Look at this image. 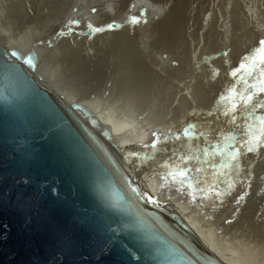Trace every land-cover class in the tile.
<instances>
[{
  "label": "bare ground",
  "instance_id": "obj_1",
  "mask_svg": "<svg viewBox=\"0 0 264 264\" xmlns=\"http://www.w3.org/2000/svg\"><path fill=\"white\" fill-rule=\"evenodd\" d=\"M207 2L162 0L157 8L164 17L157 24L123 28L130 0H0V43L35 54L38 82L94 113L100 131L110 134L102 138L136 178L138 191L180 215L222 261L264 264V182L255 179L261 170L240 178V170L225 172L233 169L234 157L222 158L225 167L212 170L226 183L214 190L212 178L178 161H186V147L199 140L205 149L228 147L218 137L226 129L222 121L239 112H230L228 103L241 98L237 109L241 104L247 112L264 89V41L255 50L263 37L264 0H215L214 13ZM90 27L94 35L87 33ZM259 70L251 93L231 96L225 112L217 107L225 93L237 92ZM144 114L156 119L146 121ZM240 115L231 119L240 123ZM212 116L216 122L204 129ZM251 215L254 220L247 221ZM242 234L249 236L245 242Z\"/></svg>",
  "mask_w": 264,
  "mask_h": 264
},
{
  "label": "water",
  "instance_id": "obj_2",
  "mask_svg": "<svg viewBox=\"0 0 264 264\" xmlns=\"http://www.w3.org/2000/svg\"><path fill=\"white\" fill-rule=\"evenodd\" d=\"M35 57L0 43V264H228L138 191L94 113L38 82Z\"/></svg>",
  "mask_w": 264,
  "mask_h": 264
},
{
  "label": "rangeland",
  "instance_id": "obj_3",
  "mask_svg": "<svg viewBox=\"0 0 264 264\" xmlns=\"http://www.w3.org/2000/svg\"><path fill=\"white\" fill-rule=\"evenodd\" d=\"M210 1L212 3L207 2V4H208V7L210 8V10L213 11V13H214V11H215V6H214L215 0H210ZM133 4H135V6H133ZM163 4H164V0H163ZM163 4H162V0H130V6H131L130 11L127 12V14L128 13L129 14L126 17V19H123L121 21V27L124 28L126 25H131L133 27V26H136L137 24H140V23H143V24L147 23L148 25H150V24H152V23L154 24L156 22V24H157L164 17V12L160 16V13L158 12L157 7L162 8ZM222 6H224V5H222ZM85 10L86 9H81L79 13L84 16L86 14ZM73 21H74V19L72 20V22ZM74 23H78V20L76 19L74 21ZM117 27L118 26H115V27L111 26V29H116ZM57 36H55V37H57ZM262 36L263 37H261L260 41H258L256 43V46H255L256 49L254 48L255 50H257V49L259 50V47L263 45L262 41H264V29H263ZM50 44H52V43L50 42ZM262 53H263V51H262ZM247 56H250V55L247 54ZM262 57H263V55L261 56V58ZM255 61L256 60L253 59L251 63L254 64ZM262 61H263V59H262ZM230 68H231L230 66L227 67V70H229ZM249 68H250V66L248 67V70H249ZM39 70L41 71V69H39ZM259 73H260V70L253 77L248 78V82L244 83L243 87L240 88L237 92H233L231 90V92H229L228 94L225 93L224 96L222 97V100H220L218 102L217 107L221 111L225 112L226 111V104H225L226 100H228L231 96H235L236 94H239L240 96L241 95L244 96V94L246 92L251 93V89H249L248 86H250V85L252 86V83L255 80L254 78ZM44 78L46 80V77H44ZM238 84L241 85V79H239ZM255 95L257 97V100H256L257 103L254 104L255 107H253V109H252L253 104L250 105L248 107L247 112H241V104H240V109L239 110L237 109L238 105L236 102L241 101V98L236 97V100H234L232 103L231 102L228 103V106L230 104V106H229L230 112L233 110L239 111V112H231L230 114H227L226 119H224L222 121L224 124H226L225 125L226 129H224L225 130L224 133L218 137L223 139L224 141H227L226 143L230 142V145L228 147L223 146L222 148H220L217 151L216 150H210L208 148L205 149V148L201 147V146H203L204 143H202V141L200 142V140H199L195 144L186 147V148L191 149V153H189L191 155L186 161H185V157L182 158L181 160H178L181 163L182 167H186L185 165H183L184 163H182V162H186V164H190V166L200 169V172L202 174H205L204 175L205 177L207 175V178H212V179H210L211 180L210 185L211 186L213 185L212 187L215 186L216 189L214 188V190H217V189L221 190V188L226 183L225 182L226 179H225V177L216 178V175L213 172H215L217 170H221L222 167H225V166H222L223 161H221L220 159L225 158V157H229V156L234 157V158H232V160L230 162V164H233V165H231V166H233V169H225V172H227L229 170H231V172H234L233 171L234 169L236 171L240 170V174H241L240 178H242V176H244L247 179L249 177L254 178L256 173L261 170V172L258 173L257 176L255 177V179L257 177L261 176L263 179L262 182H264V177H263V175H264V89L262 91L260 89V91H257L255 93ZM247 103L248 102L246 101L245 106L247 105ZM145 115L146 114H144L142 116V118H145L146 121H149L148 119H150V120L156 119L155 116L151 117L150 115H147V116H145ZM239 115H240V123L237 120V118H235V119L233 118V120L231 119V117H235V116L237 117ZM215 122H216L215 116H212L211 118H209L208 120H206L204 122V129L210 127ZM104 125L107 126V124H105V123H104ZM222 132H223V128L221 129L220 134ZM211 136L212 135L209 134V135H205L204 137L210 138ZM223 140H222V142H223ZM196 144H198L197 146H199V147L193 148L194 145H196ZM246 146H250L251 149L246 150V152H245V150H243V149ZM205 147H207V146H205ZM225 150L230 152V155L229 154L224 155L223 151H225ZM247 151H249V152H247ZM219 153L222 155H219ZM189 154H185V155H189ZM228 165H229V163H228ZM244 168H245V170H244ZM212 169H214L215 171ZM220 179H222V180H220ZM237 179L241 180L239 178H237ZM217 181H219V182H217ZM223 183H224V185H223ZM203 184H204V182L199 180V187ZM192 203L195 204V202H193V201H192ZM192 203H190V205H192V207H193L194 204H192ZM188 208H187V211L191 212L192 209L189 208V210H188ZM262 209H264V207ZM248 211H249V209H248ZM252 217H254V216L251 215L249 217V220H247V221L254 220ZM223 221H224L223 225H226L227 222L225 220H223ZM221 225L222 224H220V227H221ZM254 226H255V224L252 226V229H251L253 232L256 231V227H254ZM247 237L249 238V236L247 234H245V236L242 234V236H241V238L243 239L242 241L245 242L247 240Z\"/></svg>",
  "mask_w": 264,
  "mask_h": 264
}]
</instances>
